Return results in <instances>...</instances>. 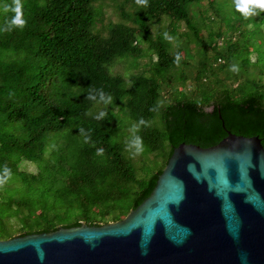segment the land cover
<instances>
[{
	"label": "trees",
	"instance_id": "16d2710c",
	"mask_svg": "<svg viewBox=\"0 0 264 264\" xmlns=\"http://www.w3.org/2000/svg\"><path fill=\"white\" fill-rule=\"evenodd\" d=\"M205 1L22 0L25 26L0 32V239L122 219L166 164L165 117L176 104L252 98L264 110V46H253L245 28L253 19L234 4L238 18L229 21L225 0ZM10 2L0 0V25ZM91 89L111 102L87 100ZM97 105L106 113L99 120ZM141 118L143 151L133 155L127 141Z\"/></svg>",
	"mask_w": 264,
	"mask_h": 264
},
{
	"label": "water",
	"instance_id": "95a60500",
	"mask_svg": "<svg viewBox=\"0 0 264 264\" xmlns=\"http://www.w3.org/2000/svg\"><path fill=\"white\" fill-rule=\"evenodd\" d=\"M166 164L122 218L0 239V264H264V110L166 112Z\"/></svg>",
	"mask_w": 264,
	"mask_h": 264
},
{
	"label": "clouds",
	"instance_id": "9594fccd",
	"mask_svg": "<svg viewBox=\"0 0 264 264\" xmlns=\"http://www.w3.org/2000/svg\"><path fill=\"white\" fill-rule=\"evenodd\" d=\"M135 3L141 7L148 6V0H135ZM237 11L241 12L245 18L257 14V10L260 12H264V0H234ZM3 11L5 13H12L10 17H8L2 25H0V32H11L16 28H23L26 24V21L23 19L22 13V0H11L10 3L3 4ZM165 39H171L168 33H164ZM181 60L180 54H177L174 60V63L179 64ZM233 71H236V67L232 66ZM97 94L99 95V101L105 104L111 102V96L106 95L102 89H91L86 97L87 100L96 101ZM156 109H150V111H155ZM106 113L100 112L95 118L97 120L104 118ZM141 126H148V122L143 118L137 123H134L131 127V137L127 141V147L132 150L133 155H139L143 151V140L137 134L140 130ZM83 130H81L82 132ZM87 142V138L85 140ZM103 149L98 148L96 150V155H103ZM5 177L10 175V170L5 167L4 169Z\"/></svg>",
	"mask_w": 264,
	"mask_h": 264
},
{
	"label": "rangeland",
	"instance_id": "374dc122",
	"mask_svg": "<svg viewBox=\"0 0 264 264\" xmlns=\"http://www.w3.org/2000/svg\"><path fill=\"white\" fill-rule=\"evenodd\" d=\"M203 1H204V3L206 2L205 0H203ZM225 2L230 9L227 8V11H229V12L225 13L223 17L228 19L229 21H234L236 18H238V16L234 15L233 12H231V9L233 8V6L235 4L234 0H225ZM108 11H109V9H108ZM249 17L253 20L248 19V21H247L248 26H246L245 28L247 30H249L248 31V37L252 38L251 43L253 44V46H259V45L264 46V23L259 25V23H260V21L258 20L259 13L255 14V15H251ZM249 17H247V18H249ZM222 18H216V20L213 21V23L216 26H220V23L222 22L223 28L227 29V26H226L225 22L222 21ZM185 29H186V26L184 24H181L179 27V31H183ZM253 29H254V32H253ZM202 35H206V32L204 30H202ZM181 43L185 44L184 40H182ZM188 43H189V47L192 49V52H193L195 50L194 43H192L191 41H189ZM218 43H219V45H221L223 43V40L222 39L218 40ZM252 57H254V56L252 55ZM259 63H261V61ZM119 67L120 66H117V68H119ZM220 76L223 77L224 75L220 74ZM241 80H242V77H241ZM189 83H190V81H187V84H189ZM101 109L102 108L97 105L94 107L93 112L99 113L101 111ZM21 164L24 165V168L26 170H29V171H35L36 170V164L33 162L32 163L22 162Z\"/></svg>",
	"mask_w": 264,
	"mask_h": 264
}]
</instances>
